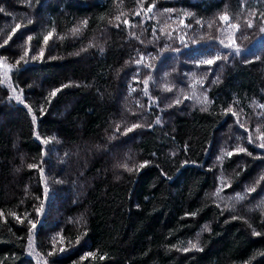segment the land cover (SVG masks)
Here are the masks:
<instances>
[{"label":"trees","instance_id":"16d2710c","mask_svg":"<svg viewBox=\"0 0 264 264\" xmlns=\"http://www.w3.org/2000/svg\"><path fill=\"white\" fill-rule=\"evenodd\" d=\"M262 29L264 0H0V264H264Z\"/></svg>","mask_w":264,"mask_h":264},{"label":"rangeland","instance_id":"374dc122","mask_svg":"<svg viewBox=\"0 0 264 264\" xmlns=\"http://www.w3.org/2000/svg\"><path fill=\"white\" fill-rule=\"evenodd\" d=\"M143 9H144L143 7H139L138 11L141 10L142 15H145L146 11H144ZM225 39L228 40V41H231V36L227 35L225 37ZM9 69H10V67H8L7 63L4 62V60L0 58V71H1V73L5 74L6 72H9ZM40 262L43 263V259L42 258L40 259Z\"/></svg>","mask_w":264,"mask_h":264},{"label":"snow or ice","instance_id":"6c2138e0","mask_svg":"<svg viewBox=\"0 0 264 264\" xmlns=\"http://www.w3.org/2000/svg\"><path fill=\"white\" fill-rule=\"evenodd\" d=\"M149 11H151V8H149ZM223 20L227 21L229 18L227 16L222 17ZM127 23V22H125ZM249 27H251V23H249L248 25ZM17 28H19V25H17ZM262 31H264V29H262ZM48 37H45V42H47ZM208 64H212L213 61L212 60H208L207 61ZM53 95H55V93H53ZM132 129H129V131H131ZM260 139L264 140V136L260 137ZM260 147L264 148V144H261ZM241 151H243V149H240ZM33 227H35V225L33 224ZM193 247H195V245H193Z\"/></svg>","mask_w":264,"mask_h":264}]
</instances>
